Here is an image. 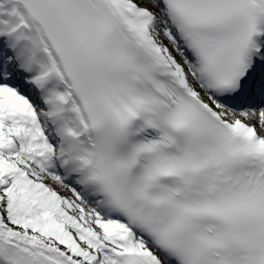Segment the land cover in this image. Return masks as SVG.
Returning a JSON list of instances; mask_svg holds the SVG:
<instances>
[{
  "label": "snow or ice",
  "instance_id": "obj_1",
  "mask_svg": "<svg viewBox=\"0 0 264 264\" xmlns=\"http://www.w3.org/2000/svg\"><path fill=\"white\" fill-rule=\"evenodd\" d=\"M0 264H264V0H0Z\"/></svg>",
  "mask_w": 264,
  "mask_h": 264
}]
</instances>
